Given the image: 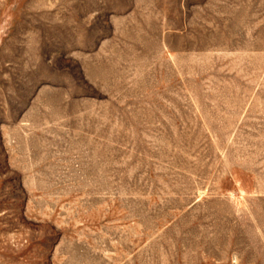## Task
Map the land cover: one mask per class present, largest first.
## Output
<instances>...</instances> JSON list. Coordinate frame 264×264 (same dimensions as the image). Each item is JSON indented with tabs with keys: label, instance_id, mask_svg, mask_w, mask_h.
<instances>
[{
	"label": "rangeland",
	"instance_id": "1",
	"mask_svg": "<svg viewBox=\"0 0 264 264\" xmlns=\"http://www.w3.org/2000/svg\"><path fill=\"white\" fill-rule=\"evenodd\" d=\"M0 264H264V0H0Z\"/></svg>",
	"mask_w": 264,
	"mask_h": 264
}]
</instances>
